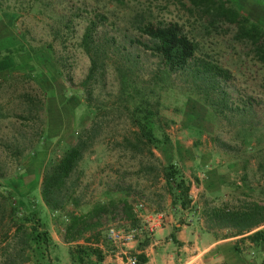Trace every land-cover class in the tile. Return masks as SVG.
Segmentation results:
<instances>
[{"label":"rangeland","instance_id":"obj_1","mask_svg":"<svg viewBox=\"0 0 264 264\" xmlns=\"http://www.w3.org/2000/svg\"><path fill=\"white\" fill-rule=\"evenodd\" d=\"M125 1L127 8L116 7L108 0H0V51L20 44L34 49L52 48L38 54L32 63H23L24 59L0 63V167L6 173L0 185L14 200L37 188L45 165L61 155L80 128L89 125V119L78 123L87 105L80 84L90 65L79 43L95 15L104 17H98V34L111 38L126 31L123 19L134 7L150 10L158 21H179L192 31L198 26V21L189 17L175 0ZM237 3L264 28L261 2ZM232 36L231 31L219 25L217 32L205 38L203 51L207 60L230 71L229 87L235 105L251 103L257 113L254 120L260 124L251 131L248 148L222 150L213 143L211 139L216 137L227 146L237 147L240 126L235 114L221 118L201 102L187 101L183 90L175 88L161 95L160 115L168 121V127L163 129L167 142L156 149L151 147L150 151L132 150L124 145V139L132 140V135L127 113L117 102L114 74L109 72L104 85L94 88L90 101L93 109L103 108L102 113L112 111L111 108L118 111L102 120L100 137L79 164L76 195L80 206L74 211L83 214L97 205L104 208L99 246L107 252H114L107 239L109 228L126 232L141 229V240L149 239L151 233L137 217L144 210L170 213L171 209L174 216H179L180 209L172 207V197L162 179L161 169L168 162L177 164L190 184V203H195L188 206L185 214L187 220L193 219L197 230L211 232L204 223L205 209L225 203L238 206L244 201L264 204V66L252 59L248 49L237 44ZM122 38H116L120 45ZM145 62L153 63L152 59ZM33 63L40 67V82L33 78ZM40 99L45 102L43 111L37 110ZM65 104L76 113V125ZM101 118L102 115L100 121ZM15 144L24 149L18 160L12 157ZM33 146L37 150L31 151ZM207 160L208 167L201 169ZM120 201L133 208L134 220L127 218ZM72 210L70 207L68 211ZM48 216L49 233L62 238L63 219L59 215ZM6 224L9 229L4 233L9 238L14 228ZM213 231H220L221 236L234 232ZM5 237L0 233V248L5 244L3 238L7 241ZM61 248L62 245L57 246L51 256L66 264V252Z\"/></svg>","mask_w":264,"mask_h":264},{"label":"trees","instance_id":"obj_2","mask_svg":"<svg viewBox=\"0 0 264 264\" xmlns=\"http://www.w3.org/2000/svg\"><path fill=\"white\" fill-rule=\"evenodd\" d=\"M108 1L119 8L128 7L125 0ZM175 1L189 17L198 21L193 31L179 21H158L150 10L135 7L129 10L127 19H123L126 31L118 37L98 34V17L104 19L103 15H95L89 21L79 43L90 63L80 84L87 105L79 122L74 119L76 113L65 104L73 125L86 119L90 120L89 125L80 128L72 137L74 141L66 144L61 155L45 165L38 190L33 188L14 200V196L6 195L0 185V233L7 238V241L3 238L5 244L0 248V264H57L58 258L51 256L57 245L52 242L47 228L48 215H59L63 219L61 239L69 246L71 264H104L99 246L104 208L97 205L83 214L74 210L80 206L76 195L80 180L79 164L100 137L102 120L111 112L118 111V108H111L109 110L112 111L102 113L103 108L93 109L90 104L94 88L104 85L109 72L115 76L117 102L127 113L128 129L132 135V140L124 139L125 147L137 151L148 148L150 151L151 147L156 149L167 142L163 129L168 127V121L160 115L161 95L167 89L173 92L175 88L183 90L187 101L197 100L221 118L235 114L240 126L236 134L237 147L227 146L221 139L213 137L211 141L218 147L222 150L236 148V151L250 147L251 131L260 124L254 120L257 113L251 103L244 102L241 107L235 105L236 100L229 87L230 71L207 60L203 45L205 38L217 32V27L222 25L231 31L237 44L248 49L252 59L264 66V28L241 10L237 0ZM255 1L264 5V0ZM121 37L123 45L116 40ZM51 50L50 46L34 49L20 44L0 51V63L15 59L32 63L38 54ZM151 59L152 64L145 62ZM33 67V78L40 82L43 79L40 67L34 63ZM38 103L37 110L43 111L44 99ZM66 119L70 120V116ZM30 150L37 148L33 146ZM23 151L15 144L12 157L18 160ZM150 155L153 156L152 153ZM161 172L167 192L172 197V207L186 211L191 204L190 184L180 167L170 162L163 165ZM5 175L0 167V180ZM120 204L127 218L134 220L133 208L126 201H120ZM70 207L72 211H68ZM203 215L209 231L234 230L229 236H246L244 238L254 245L264 243V204L244 201L231 206L225 203L205 209ZM7 222L14 228L9 238L8 233H4L9 229Z\"/></svg>","mask_w":264,"mask_h":264},{"label":"crops","instance_id":"obj_3","mask_svg":"<svg viewBox=\"0 0 264 264\" xmlns=\"http://www.w3.org/2000/svg\"><path fill=\"white\" fill-rule=\"evenodd\" d=\"M209 162H203L201 169L207 168ZM194 203L192 201L191 205ZM169 212L144 210L137 217L142 225L144 223L146 231L149 217L153 214L161 216L159 228L146 241L141 240L139 232L133 242L125 244L118 252H107L100 247L104 264H122L124 255L135 257L139 264H264V243L254 245L244 238L246 236H221L220 231L197 230L193 219L187 220L186 211L180 210L178 217L171 209ZM54 216L51 215V218ZM49 234L52 242L57 246L62 245L65 250L66 264H71L69 247L61 243V238ZM60 263L61 260L57 262Z\"/></svg>","mask_w":264,"mask_h":264},{"label":"built area","instance_id":"obj_4","mask_svg":"<svg viewBox=\"0 0 264 264\" xmlns=\"http://www.w3.org/2000/svg\"><path fill=\"white\" fill-rule=\"evenodd\" d=\"M160 219L161 216L155 214L149 217L147 223V230L149 231V233L152 234L157 228H159ZM139 232H141V229H135L126 232L115 228H109L107 230V239L114 251L118 252L125 244L133 242ZM122 264H139V262L135 257L131 255H124V260Z\"/></svg>","mask_w":264,"mask_h":264}]
</instances>
